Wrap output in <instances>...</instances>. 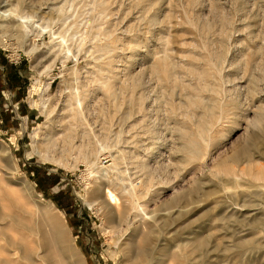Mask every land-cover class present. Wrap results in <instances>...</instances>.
I'll return each mask as SVG.
<instances>
[{"label": "rangeland", "instance_id": "obj_1", "mask_svg": "<svg viewBox=\"0 0 264 264\" xmlns=\"http://www.w3.org/2000/svg\"><path fill=\"white\" fill-rule=\"evenodd\" d=\"M0 186V229L57 232L58 264H180L206 212L212 264H264V0H0Z\"/></svg>", "mask_w": 264, "mask_h": 264}, {"label": "bare ground", "instance_id": "obj_2", "mask_svg": "<svg viewBox=\"0 0 264 264\" xmlns=\"http://www.w3.org/2000/svg\"><path fill=\"white\" fill-rule=\"evenodd\" d=\"M20 25L22 26L21 23H20ZM61 125H62V123H61ZM67 129H69V126L67 127ZM53 131H56V130H53ZM67 132H68V130H67ZM64 133L67 134L66 131ZM34 136H35V131L32 132V134H31L32 146L36 145V143H37L34 140ZM53 136H55V135H53ZM68 136L66 137V135H65L64 138L68 139ZM49 140H51V139H49ZM52 141H54V140H52ZM67 141H69V140H67ZM252 147H253V143H251L249 146H247L241 152H239V154L237 156L238 157H245L246 159H248L251 156V148ZM234 157H236V155ZM2 176H3V174H2ZM112 178L113 177H110L111 181L113 180ZM118 178H120V177H118ZM118 178L116 177V178H114V180H116ZM122 179H125V178L122 177ZM121 182H123V181H121ZM114 183H115V181H114ZM110 184H112V183L110 182ZM115 184H117V182ZM118 184H119V182H118ZM118 187L120 188L119 185H118ZM125 187H124V190L126 189ZM116 188H117V185H116ZM198 190H199V185L193 187L191 189V192H196ZM123 192L126 193V194L127 193L129 194L128 190L126 192L125 191H123ZM119 196H118L117 193L112 191L110 188H107L105 190V198L103 199V201H101L102 203H100V204H102L104 206L105 211H108V212H111V213H113L112 212L113 210H111V209H113V207L118 209L117 218L120 220V219H122L123 215L127 212L126 209H128V206L126 205L127 203L125 204V202L123 201L125 198L122 199L121 196H120V199H122V202H124V203L120 204L121 201L119 202V200H120L118 198ZM122 197H123V195H122ZM126 200H127V198H126ZM171 207H174V205L173 206L172 205L171 206H167L166 209L167 208L171 209ZM177 207H179V206L177 205ZM22 211L25 212V210H22ZM116 212H117V210H116ZM180 212L181 211L178 210V213H177L178 216L181 214ZM178 216L177 217H171L170 216V217L174 221V220H176V218H178ZM158 217H156V218H158ZM167 218L168 217H166V219ZM210 218L211 217H210L209 213L206 212L204 215L202 214V216L199 217L197 219V221L194 222V224L191 223L190 225H188L184 229L183 234L185 235V240L186 241L180 243V242H178L177 238L172 239L168 244L166 243L164 245V248H166V252L171 253L173 257L174 256H178L179 260L182 261L180 264H195V262H198V264H212V262L214 261L213 258H214V255H215L214 252L216 251V248H217L218 245H217V243L214 242L212 245H210V247L207 248L208 244L209 243L211 244L213 242V240H214V236L212 235V232L210 231L211 228H206L207 224L210 223ZM155 220H154V222H155ZM119 222H121V221H119ZM158 222H159V220H158ZM166 224L167 223L165 221L162 223L163 226L166 225ZM153 225H154V223L148 224V225H146V226H144L142 228H140L141 225H139V228H136L134 230L135 237L137 236L140 239L142 238L141 240L143 241V244L148 245L151 242L150 236L154 234V228L153 227L156 224L154 226ZM2 239L4 240V242L3 243L0 242V264H58L57 260L60 259V258H57L58 255H57V252H56V248H57L56 245H57V242H58V234H57V232H53V236H52V238H50L49 241H48V239H45V242L46 241L50 242V244L47 247L48 248L49 247H53V249H55V252H53V255L48 254L50 256L45 254V252H44L45 249L44 250H40V248H41L40 243H36V241L35 242L31 241V239H29L28 235L25 234V233L14 232L13 235L9 236V235L5 234L3 229H0V240H2ZM241 243H242V241H241ZM243 243H245V241ZM127 245H128V243H127ZM48 248H46V249H48ZM173 248H175V249H173ZM224 249L226 250V245H224ZM125 250L128 252L129 258L131 259V261L134 260V264H163V263H161V261H158L161 257H158L157 260L155 259V261H153L152 258L149 255V252H148L147 248L135 253L133 251L134 250L133 243H131L125 248ZM48 251H49V249H48ZM59 252H61V251H59ZM54 256H56V258ZM166 256H168V255H166ZM65 264H75L73 262V260H72V256H69V257L67 256ZM82 264H85V262L82 263Z\"/></svg>", "mask_w": 264, "mask_h": 264}]
</instances>
